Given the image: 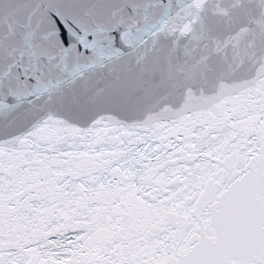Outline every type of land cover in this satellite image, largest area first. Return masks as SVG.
I'll use <instances>...</instances> for the list:
<instances>
[{"label": "snow or ice", "instance_id": "obj_1", "mask_svg": "<svg viewBox=\"0 0 264 264\" xmlns=\"http://www.w3.org/2000/svg\"><path fill=\"white\" fill-rule=\"evenodd\" d=\"M0 264H264V0H0Z\"/></svg>", "mask_w": 264, "mask_h": 264}]
</instances>
